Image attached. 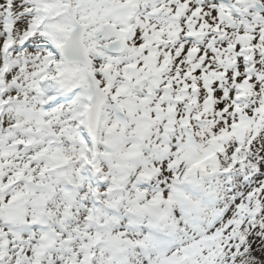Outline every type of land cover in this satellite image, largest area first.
<instances>
[{
	"label": "snow or ice",
	"instance_id": "1",
	"mask_svg": "<svg viewBox=\"0 0 264 264\" xmlns=\"http://www.w3.org/2000/svg\"><path fill=\"white\" fill-rule=\"evenodd\" d=\"M0 264H264V0H0Z\"/></svg>",
	"mask_w": 264,
	"mask_h": 264
}]
</instances>
